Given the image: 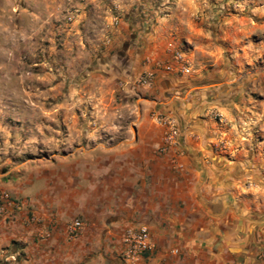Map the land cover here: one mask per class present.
Listing matches in <instances>:
<instances>
[{
	"label": "crops",
	"instance_id": "1",
	"mask_svg": "<svg viewBox=\"0 0 264 264\" xmlns=\"http://www.w3.org/2000/svg\"><path fill=\"white\" fill-rule=\"evenodd\" d=\"M179 26L160 25L125 67L103 59L105 73L90 75L103 84L91 95L98 115L26 120L29 140L55 141L53 152L31 145L16 164L1 149L0 194L14 205L0 216V264H127L123 238L140 225L153 245L143 264H264V21L220 35ZM173 49L189 76L162 69ZM146 72L151 88L138 84ZM158 114L179 133L168 155ZM74 220L84 225L71 239Z\"/></svg>",
	"mask_w": 264,
	"mask_h": 264
},
{
	"label": "rangeland",
	"instance_id": "2",
	"mask_svg": "<svg viewBox=\"0 0 264 264\" xmlns=\"http://www.w3.org/2000/svg\"><path fill=\"white\" fill-rule=\"evenodd\" d=\"M263 11L264 0H0V152L13 148L0 161L32 157L33 145L37 155L55 150V141L29 140L26 120L98 115L91 95L103 84L90 75L104 74L109 57L125 67L129 49L141 48L160 25L189 20L220 35L231 23L263 26ZM123 100L115 93L111 106ZM3 128L11 129L9 137Z\"/></svg>",
	"mask_w": 264,
	"mask_h": 264
},
{
	"label": "built area",
	"instance_id": "3",
	"mask_svg": "<svg viewBox=\"0 0 264 264\" xmlns=\"http://www.w3.org/2000/svg\"><path fill=\"white\" fill-rule=\"evenodd\" d=\"M171 59L172 62L162 66V69H164L166 73H177L181 76H189L192 73L193 70L191 64H189L182 51L173 49L171 52ZM154 77L155 75L153 72L142 74L138 80L139 86L151 88L154 82ZM214 117L219 121L222 119L220 115H215ZM156 122L168 129L163 143L158 147L157 151L160 155H168L179 135L178 130L175 123L162 114L156 116ZM10 205H14L10 196L5 193L0 194V216H3L6 212V207ZM83 225L82 221L74 220L67 229L69 238H78L83 229ZM123 243L125 247L123 251V260L127 264H143L153 250L150 231L145 225H140L137 228L128 230L123 238ZM175 253L178 254L179 251L176 250Z\"/></svg>",
	"mask_w": 264,
	"mask_h": 264
}]
</instances>
